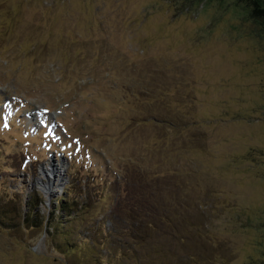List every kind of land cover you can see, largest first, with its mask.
I'll use <instances>...</instances> for the list:
<instances>
[{
    "label": "rangeland",
    "instance_id": "1",
    "mask_svg": "<svg viewBox=\"0 0 264 264\" xmlns=\"http://www.w3.org/2000/svg\"><path fill=\"white\" fill-rule=\"evenodd\" d=\"M139 170L171 187L165 217L105 233L109 182L123 194ZM69 176L73 209L45 229ZM0 203V264L264 262V17L243 0H0Z\"/></svg>",
    "mask_w": 264,
    "mask_h": 264
},
{
    "label": "trees",
    "instance_id": "2",
    "mask_svg": "<svg viewBox=\"0 0 264 264\" xmlns=\"http://www.w3.org/2000/svg\"><path fill=\"white\" fill-rule=\"evenodd\" d=\"M249 6V13L255 16L264 17V0H243ZM123 185L121 186V190L124 191L123 194H119L117 192L118 181L111 180L109 182V187L114 188V196L112 199V204L107 208L105 212L101 216L104 217L105 224V233L109 234L115 231L116 228H120L123 230V235L125 238L133 237L138 230L142 229V237H148L150 235L151 229L155 230L159 227V223L162 222L165 217L164 213V197L165 193L171 191V187L161 186V179L156 176V174H152L149 176V180L146 181L144 177V172L142 170L137 171L132 177H127L123 175ZM69 176L65 183L61 186V191L59 194L53 196L51 199V210L55 208L56 212H52L49 209V216L52 222L45 223V229L50 225L54 224V220L57 221L58 216L70 215L71 210L73 209L72 204V192L71 189L74 185L71 183L73 179ZM76 180V179H75ZM84 180V176H83ZM78 181V180H77ZM128 193L129 198L134 201L135 207L127 206L121 207L122 201L126 199V194ZM33 194L30 193L26 200V205L29 203V200L33 198ZM5 207L3 203H0V219L1 215L4 214ZM69 210V211H64ZM48 214V213H47ZM6 217V216H4ZM21 222H25L29 220L31 224L33 222V218L31 213L21 214L18 217ZM32 220V221H30ZM4 222V220H2ZM59 221V220H58ZM10 222V221H9ZM98 219L94 221L93 226H96ZM60 230V229H59ZM87 228L82 227L80 230L76 231V234L79 238L85 239V232ZM59 232V231H58ZM57 242V241H56ZM65 242V241H63ZM127 239H123L118 237L117 239H112L110 241L111 244H114L117 248L127 249L128 244L126 243ZM56 249L60 250L62 248L61 243H57ZM106 248L104 249V251ZM97 260H100V255L96 257ZM259 264H264L261 262Z\"/></svg>",
    "mask_w": 264,
    "mask_h": 264
}]
</instances>
